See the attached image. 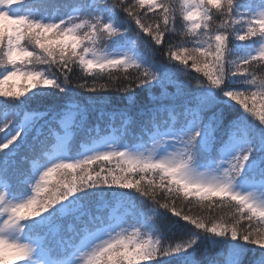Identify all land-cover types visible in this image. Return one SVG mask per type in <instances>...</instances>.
Listing matches in <instances>:
<instances>
[{
  "label": "clouds",
  "instance_id": "1",
  "mask_svg": "<svg viewBox=\"0 0 264 264\" xmlns=\"http://www.w3.org/2000/svg\"><path fill=\"white\" fill-rule=\"evenodd\" d=\"M65 2L71 7H76L85 0ZM88 3L91 11L87 14L74 16L69 11L66 17L59 19L41 17L39 14L31 15V19L37 23L60 24L67 21L69 16H74L76 18L68 21V26L79 25L81 34L90 30V24L95 25L97 38L89 44L87 50H81V54L87 52L88 57L95 61L91 70H86L85 65L78 62L77 58L63 55L59 47L49 45V50H43L38 40L46 37L37 36V33L41 32L40 28L32 29V25L26 23L23 18L11 22L10 32L23 33V46L31 48L35 55L31 56L26 65L23 64V68H29L34 74L33 79L29 82L27 74L23 77L25 82L21 83L22 92L18 95H9L12 93L11 88L6 93L3 89V78L0 77V95L12 98L6 101L7 103H23L20 98L33 89L54 86L64 91L61 85H72L82 89L119 88L124 91L121 89L134 82L138 71H110L124 68V65L109 64L108 61L114 57L104 51L106 42L111 37L122 31H130L131 21L128 17L124 16L123 20H120L113 16L102 18L101 15L109 8L121 13V0H88ZM161 3L169 13V22L165 24L160 14H146L143 19L147 34L138 29L131 31L129 39L133 43H138L149 53H158L163 62L179 73L181 83L190 84L193 89H218L221 92H224L225 86L235 89L244 101L242 104L240 101L236 103L244 109L248 108L250 93H264V0H196L200 11L193 15H189L195 11L192 0H161ZM123 6L136 8L138 3L137 0H124ZM97 16L101 17L99 21L96 20ZM4 21L5 17L0 15V26ZM110 24L116 28L112 35L102 30ZM221 36L226 39V45L221 41ZM250 36L258 38L259 47L255 49V53L232 57V44L237 40L245 41ZM2 37L3 31L0 30V38ZM5 52L6 48L0 47V71H4L7 66ZM54 68L57 71H53ZM36 73L39 75H35ZM237 73L246 75H239L242 79L234 80ZM44 80H50L51 83L45 84ZM229 82L232 86H229ZM233 99L235 100V97ZM252 107L258 114V119L264 118V99ZM5 111L12 110L0 109V112ZM12 117L0 119V130L9 127ZM159 143L162 141L146 152L115 148L109 150L123 155L115 158V167H111L112 174L108 175L106 172L107 182L105 177L92 176L93 170L88 165L79 168L70 166L74 161H60L46 167L31 185V193L21 199L23 206L16 209V215L21 218L19 227L22 232L8 231L0 236V264H33V251L25 253L14 248L11 251L16 253V258L9 259L6 255L9 246L33 245L32 241L26 238L30 222L52 207L53 201L65 199L66 194L88 186L89 182L122 185L133 190L119 198L122 203L121 216L138 211L142 219L152 220L153 215L163 209L176 217L191 218L190 223L194 228L186 239L162 241L145 230L142 224H123L111 234H107L106 239L99 240L81 253L83 259L79 264H145L157 256L184 253L192 249L201 237H209L214 243L227 244L229 251L233 253L232 257H229L228 252H225L222 256L208 260L207 264H245L244 257L248 251L245 243L255 245L253 251L259 253L257 260L252 261V264H264V190L258 193L255 189L241 191L236 187L241 171L235 166L230 165L231 170L224 169L221 173L196 170L191 163L192 152L189 159V154H186L184 149L171 151L157 158L155 148ZM4 146L6 145H0ZM261 159H264V155ZM185 161L187 163H184ZM53 174L57 177L54 182L51 180ZM137 176L139 179H135ZM117 178L119 183H116ZM127 181L132 182L131 187L127 185ZM217 190H222V194L216 195ZM8 201L15 203L17 200L8 197L5 208ZM113 212V207H106L97 214L96 219L103 224L110 220ZM7 218V215L0 217V223ZM217 238L221 239L217 241ZM209 252L210 249L205 247L200 252V257H207ZM187 264L203 262L193 258L187 261Z\"/></svg>",
  "mask_w": 264,
  "mask_h": 264
},
{
  "label": "trees",
  "instance_id": "2",
  "mask_svg": "<svg viewBox=\"0 0 264 264\" xmlns=\"http://www.w3.org/2000/svg\"><path fill=\"white\" fill-rule=\"evenodd\" d=\"M52 6H66L65 0H46ZM71 6V5H70ZM102 18H110L116 14L114 9H106ZM122 12L119 15L121 19ZM130 32H120L119 35L110 38L124 39L130 36ZM146 35V34H145ZM130 41H132L130 39ZM122 41L121 43H124ZM139 57L135 61L144 68H150L159 75L156 80L148 84L139 85L120 91L116 89H82L72 85H61L64 91L59 88H44V91L27 94L20 98L23 103H7L12 98L0 96V108L7 111L9 116H14L16 122L20 121V110H27L33 113L31 128L22 148L13 153L8 161V176L12 190L18 194H24L25 190L31 189L29 180L34 175L33 162L42 158L46 153L53 150L54 143L59 133L63 132L61 124L63 117L74 113L72 130L74 131L71 141V150L78 151L84 144L114 131L121 142L134 145L148 140L147 130H153L157 123L165 126H185L186 121L191 118L200 121L201 126H214L217 122V111L220 110L218 119L221 121V129L229 132L232 123L247 116L246 131L248 136L254 138L252 144L256 145L251 153L250 160H257L264 155V131L263 125L257 120L258 117H251L245 109L230 99L218 89H214V99L206 107L200 104V95L206 93V89H193L190 84L181 83V77L176 70L163 62L162 57L155 52L149 53L138 44ZM259 47L258 38L245 41H235L232 44V57L244 56L249 52L255 53ZM75 70V69H74ZM57 71V69H53ZM113 72H134L133 69H111ZM195 71V70H192ZM71 75V73H70ZM95 75L94 73L92 74ZM106 75V74H101ZM242 79L239 75L234 80ZM59 83V81H58ZM229 86H232L229 82ZM154 97V98H153ZM250 106H251V102ZM198 105V106H197ZM197 109L199 114L189 115ZM218 109V110H217ZM259 110V106L257 107ZM257 119V120H256ZM209 132V133H208ZM219 132L217 128L207 130V135ZM199 137H197V141ZM199 143V141H198ZM70 144V143H69ZM214 146L219 143L214 141ZM35 145L36 151H29V146ZM105 163V167H115V159ZM95 167V165H93ZM249 167V166H248ZM247 167V168H248ZM99 171V168H97ZM139 179V177H136ZM57 179L53 174L51 180ZM132 189L122 185L95 184L89 185L69 194L65 199L50 207L41 216L30 222L28 233L44 235L45 244L51 248L52 253L63 255L70 250L74 240L83 234V231L96 222L97 214L106 207L122 209L119 198L123 194L132 192ZM61 205H68L63 211H57ZM130 223L142 224L145 230L160 238L162 241H179L188 238L194 226L182 217H176L173 213L160 209L152 220L142 219L138 211L127 214ZM221 238H217L219 241ZM248 251L244 257L245 264H252L259 253L253 251L255 245H247ZM205 247L210 249L207 257H200V252ZM228 252L229 257L233 253L229 246L223 243H214L209 237L197 239L192 249L184 253H172L167 256H157L146 264H187V261L197 258L203 264L208 260L215 259ZM191 253V255H190ZM257 259V258H256Z\"/></svg>",
  "mask_w": 264,
  "mask_h": 264
},
{
  "label": "snow or ice",
  "instance_id": "3",
  "mask_svg": "<svg viewBox=\"0 0 264 264\" xmlns=\"http://www.w3.org/2000/svg\"><path fill=\"white\" fill-rule=\"evenodd\" d=\"M23 0H0V15L5 17V21L2 26H0V30L3 31V37L0 38V47L6 48V58H7V66L4 71H0V77L3 78L2 84L4 85L6 82L10 81L14 77H24L27 74V80L29 82L33 79V73L30 71L29 68L25 67L21 68V65H26L28 61H30L31 56L35 55V53L32 52V49L29 50L28 48H25L21 41L24 38L23 33H12L10 32V25L11 22L15 21L18 18H23V20L32 25V29L34 28H40L41 32L37 33V36L43 35L46 37V39L38 40L41 48L43 50H49L48 46L51 45L52 47H59L60 51L63 55L69 56L70 58L75 57L78 59V62H80L82 65H85L86 70H91L95 64V61L90 59L87 55V52L84 54H81V50L88 49L89 44L94 41L97 38V30L95 25H89V31L87 33L81 34L79 31V25L76 27H70L68 26V21H71L75 19L74 16H69L67 21H62L60 24L51 23L46 24L43 22L37 23L36 21H33L31 19V15L25 12H21L18 9V5L22 4ZM124 0H121V6H122V13L124 16L128 17V19L133 22L137 29L141 32H147L145 31L147 26L144 24V16L146 14H160L164 23L167 24L170 20V16L168 11L165 10L164 5L161 3V0H137L138 7H124L123 6ZM193 3V9L194 12H190L189 15H193L196 13H199L200 8L198 3H196V0H192ZM112 9V8H109ZM120 13H116L113 17L119 18ZM101 17L97 16L96 20L99 21ZM32 29H29L31 32ZM103 31H106L109 35H112L115 33L116 28L113 25H108L106 28L102 29ZM257 38L255 36L247 37V39H253ZM221 41L224 45H226L227 41L226 39L221 36ZM223 51V48L221 49ZM51 54V53H49ZM109 64L112 65H124V69H133L134 71H138V75L135 78L133 83H130L126 88L121 89L124 91H127L130 88L148 84L151 81H154L158 77V73L153 71L150 68H144L138 65L134 60H132L127 55L123 57H114L112 60L108 61ZM35 75H39L36 73ZM237 75H246V73H237ZM43 83L49 84L51 83L50 80H44ZM101 87H104V85H101ZM4 89V88H3ZM4 91L7 93L8 90ZM20 92H14L10 93L12 94H19ZM225 95L230 99V101L236 102L240 101V103H244L240 99V95L237 94V91L231 87L225 86L224 88ZM2 97L8 98L5 95H0ZM235 97V100L233 99ZM200 104L202 107H206L211 101L214 99L210 93H202L199 97ZM261 99H264V93L260 92H252L249 94L248 101V108L245 109L248 114H250L252 117H257V113L255 109H253V104H258ZM240 105V104H239ZM251 109V111H249ZM20 121L16 122L15 117L13 116L9 127L7 129L0 130V145H6L4 147H0V179H3L7 181L9 178L8 176V161L12 158L13 153L18 152L22 146L25 143L27 133L29 132V129L31 128V119L33 117V113H29L27 110H20ZM248 117H242L240 120L233 122L232 126L229 129V138L233 141H238L243 144V146L237 151L236 155L232 158L231 161H229L231 166L238 167L240 171L244 169L246 162L250 160L251 153L255 150L256 145L250 143L251 137L248 136L246 131V121ZM258 122L260 124L264 123V118L258 119ZM62 126H66L67 119L65 121L61 122ZM204 132L203 127L197 123L190 138L187 140L188 145H194V142L197 141V137L203 138L202 134ZM14 139H11L13 138ZM58 143H62V140L60 137H57ZM29 151H36V146L31 145L29 146ZM184 152L186 154H189L190 159V153L191 148L185 147ZM247 154V156H246ZM123 155L122 153L117 152H109L105 151L99 154H96L94 156H91L86 159H82L79 161H74L72 167H81L84 165H88L93 171L92 176H101L105 177V182H107V176L112 174V168L111 167H105V163L103 162H110L113 159H115L118 156ZM61 161H67V160H61ZM184 163H187L185 161ZM95 165V167H93ZM156 166V165H154ZM163 166V165H159ZM97 168H99V171H97ZM40 169H37L36 174L38 177L40 176ZM91 179V177H90ZM116 183H119V178H117ZM129 187L132 186L131 181L126 182ZM71 194H66L67 196ZM222 190H217L216 195H221ZM8 193L7 191H0V217H3L7 215V219L0 223V236H3L5 232L8 231H17L22 232V229L19 227V221L20 216L16 215V209L18 207L23 206L22 200H17L15 203L8 201V206L5 208L4 204L5 201H7ZM60 200H63V198L53 201V204H57ZM68 205H61L57 211L63 212ZM151 219V218H149ZM186 221L191 222V218L184 217ZM125 218L121 216L120 214L113 212L111 215L110 220L107 222L104 229L97 228L93 230L90 235L93 238L98 239L105 231H107V234H111L112 231H115L116 228L123 225L125 223ZM18 249L22 250L25 253L33 251L34 245H10L9 251L6 253L9 259H15L16 253L11 251V249ZM154 259V258H152ZM152 259H149L148 261H151ZM146 261V262H148ZM145 262V264H146Z\"/></svg>",
  "mask_w": 264,
  "mask_h": 264
},
{
  "label": "rangeland",
  "instance_id": "4",
  "mask_svg": "<svg viewBox=\"0 0 264 264\" xmlns=\"http://www.w3.org/2000/svg\"><path fill=\"white\" fill-rule=\"evenodd\" d=\"M123 18H124V14L121 16V19H123ZM135 30H137L136 25L133 22H130V31H135ZM119 34L120 33H118L117 35H119ZM117 35H115V36H117ZM107 54H109L110 56H113V57H119V56L129 55L130 52L125 50V51H114L112 53H107ZM23 82H25V81H24V78L22 76L14 77L10 81L5 83L3 85V88L5 90H9V88H11V90L14 92H22L20 85ZM44 90H45L44 88L43 89H33L31 92H29L27 94L38 93V92H41ZM218 111L220 113V110H218ZM219 113L217 116L220 115ZM263 127H264V125H263ZM259 131H260L261 135L264 136V131H262V129H260ZM66 137L67 136H61L62 143H58V142L56 143L55 150L51 153L49 162L47 164H43V165L37 164L35 166L36 171H37V169H40V171H43L46 167L51 166L53 163L60 162L61 160L70 161L68 158H66L67 156L65 154ZM161 141H162V143H159L155 148L157 158L160 155H164V154L171 152V151H183V149L185 147H187L186 141L181 140L177 135H175V133L173 131H169V130H166L163 133H158V136L154 137V140L152 142L153 144H152L151 148L154 145H156L157 142H161ZM113 144H114V138L110 137V136L105 137L102 140H98V141L94 142L91 146H88L83 150V152L81 154V158L86 157V156H92L94 154L102 153L105 151H109V150L114 148ZM242 146H243V144L241 142L230 140L226 145H224L223 152H222V158H221V161H220V164L218 167H216V168L210 167V166L201 167V168L198 166H193V167H195L196 170H198L200 172L221 173L224 169H230L229 161L232 160V158L236 155L237 151H239V149ZM148 149H150V148H148ZM148 149H142L141 148V149H139L138 152H146ZM246 165L248 166L249 164H246ZM256 165H257V163L250 164L251 167H255ZM37 178H38V175H37L36 179ZM135 179H137V178L135 177ZM35 180H34V182H35ZM236 187L240 188L241 191H248L251 189H255L259 193L261 190H264V178L261 177V178H259L258 181H255L253 183L240 182V183L236 184ZM5 190L8 193L7 185L0 182V191H5ZM8 197H9V199H12V200H18L17 198L9 195V193H8ZM102 229H104V228H102ZM90 233H88L85 237H82L81 241L77 244V246L75 247L73 252L65 260L58 261V262H55L52 259L48 260L46 252L44 251L43 247H41V245H40L39 239H32V238L26 236V238L30 239L34 245V248H33L34 255L32 258L33 263L34 264H79V261H81L83 259V256L81 255V253L90 249L91 246L94 243L98 242L99 240L107 238V231H105L98 239L93 238L90 235ZM256 258H258V256H256L254 260H257Z\"/></svg>",
  "mask_w": 264,
  "mask_h": 264
}]
</instances>
